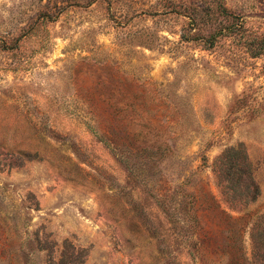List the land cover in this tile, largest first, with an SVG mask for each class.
<instances>
[{"label":"rangeland","instance_id":"obj_1","mask_svg":"<svg viewBox=\"0 0 264 264\" xmlns=\"http://www.w3.org/2000/svg\"><path fill=\"white\" fill-rule=\"evenodd\" d=\"M0 264H264V0H0Z\"/></svg>","mask_w":264,"mask_h":264},{"label":"trees","instance_id":"obj_2","mask_svg":"<svg viewBox=\"0 0 264 264\" xmlns=\"http://www.w3.org/2000/svg\"><path fill=\"white\" fill-rule=\"evenodd\" d=\"M140 92H142V90H141L139 87H135V88H133L132 93H133L134 95H138V97H139V95H141ZM145 94H146V95H145ZM144 95H145V97H146V96H147V97L149 96L151 100H153V98H154V93L151 92V91H147L146 93H144ZM92 99H93V102H92V103H94V101H96V100H95V98H92ZM142 99H145V98L142 96ZM153 146H154L153 144L147 146V147L145 148L146 151H147V150H148V151H151V150H150L151 148H149V147H153ZM232 150H234V149H231L230 152H231ZM225 155H227V154H224V156H225ZM228 155H229V154H228ZM237 155H238V154H236V155H234V156L237 157ZM228 159H229V158H228ZM243 162H246V157L243 158ZM223 163H225V162H223ZM223 163H222V164H223ZM237 163H238V161H232V160L226 162V164H231V165H235V164H237Z\"/></svg>","mask_w":264,"mask_h":264}]
</instances>
